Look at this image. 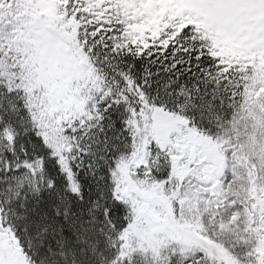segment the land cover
I'll list each match as a JSON object with an SVG mask.
<instances>
[{"label": "snow or ice", "instance_id": "1", "mask_svg": "<svg viewBox=\"0 0 264 264\" xmlns=\"http://www.w3.org/2000/svg\"><path fill=\"white\" fill-rule=\"evenodd\" d=\"M0 264H264V0H0Z\"/></svg>", "mask_w": 264, "mask_h": 264}]
</instances>
